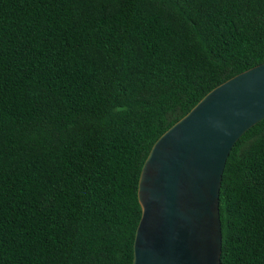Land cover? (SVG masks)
I'll list each match as a JSON object with an SVG mask.
<instances>
[{"label": "trees", "instance_id": "1", "mask_svg": "<svg viewBox=\"0 0 264 264\" xmlns=\"http://www.w3.org/2000/svg\"><path fill=\"white\" fill-rule=\"evenodd\" d=\"M264 62V0H0V264H132L143 162ZM220 264H264V119L232 147Z\"/></svg>", "mask_w": 264, "mask_h": 264}, {"label": "water", "instance_id": "2", "mask_svg": "<svg viewBox=\"0 0 264 264\" xmlns=\"http://www.w3.org/2000/svg\"><path fill=\"white\" fill-rule=\"evenodd\" d=\"M264 119V62L208 91L152 144L132 264H220L219 190L236 141Z\"/></svg>", "mask_w": 264, "mask_h": 264}]
</instances>
